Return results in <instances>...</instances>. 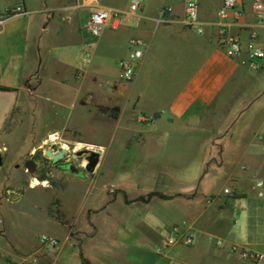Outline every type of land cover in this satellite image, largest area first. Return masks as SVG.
<instances>
[{
    "label": "crops",
    "instance_id": "1",
    "mask_svg": "<svg viewBox=\"0 0 264 264\" xmlns=\"http://www.w3.org/2000/svg\"><path fill=\"white\" fill-rule=\"evenodd\" d=\"M131 1L100 0L120 14L91 39L88 10L74 1L0 0V11L24 9L0 24V86L10 89L0 90V137L19 106L34 145L66 130L69 143L98 154L84 175L26 184L13 201L34 189L40 198L27 214L48 226L17 246L0 238V262L254 264L231 244L264 251V196L252 186L264 178V66L252 69L217 44L221 0H196L203 33L183 23L188 0H142L134 12ZM252 1L243 0L230 31L264 45ZM132 37L145 49L124 80L119 62ZM1 194L0 182L1 200H12ZM174 230L195 239L163 246Z\"/></svg>",
    "mask_w": 264,
    "mask_h": 264
},
{
    "label": "built area",
    "instance_id": "2",
    "mask_svg": "<svg viewBox=\"0 0 264 264\" xmlns=\"http://www.w3.org/2000/svg\"><path fill=\"white\" fill-rule=\"evenodd\" d=\"M88 10V15L83 23V28L91 39H96L103 31L107 23L114 17L119 16L120 11L100 3V0H71ZM142 4V0H132L129 4V10L134 12ZM253 12L256 16L257 23L264 27V0L252 1ZM171 11L170 6H164L162 13ZM24 9L21 5L8 7L4 11H0V24H2L9 16L13 14L23 13ZM244 14L243 0H221V5L217 11V23L215 40L222 47L225 53L230 57H239L244 54V62L252 69L262 68L264 66V45L259 44L255 40V34H251V38L243 43L241 38L230 31L232 23H237ZM183 23L190 26L198 33H203L204 25L198 17V3L196 0H188L185 5V14ZM127 57L120 60V76L124 80H130L135 72V67L144 54V43L142 40L132 37L128 41ZM89 55V51L85 53ZM140 120H145V116H140ZM252 186L255 188L258 196H264V178H256ZM227 191L228 189L225 188ZM40 239L47 244H55L57 239L47 234H41ZM195 239L194 231L180 233L174 230L163 236L161 243L163 246L175 242L191 243ZM230 249L237 253L240 259L251 258L254 264H264V251L252 250L238 244H231ZM36 260V257H32ZM0 264H17L11 259H5Z\"/></svg>",
    "mask_w": 264,
    "mask_h": 264
},
{
    "label": "rangeland",
    "instance_id": "3",
    "mask_svg": "<svg viewBox=\"0 0 264 264\" xmlns=\"http://www.w3.org/2000/svg\"><path fill=\"white\" fill-rule=\"evenodd\" d=\"M20 107H16L12 113L6 118L3 127V138L0 137V153L3 163L0 166V182L2 184L1 197L5 195L12 199L4 201L0 198V218L4 219L7 225V232L0 231V238L10 241L13 245L19 243L20 239L39 237L42 230L47 229V223L33 220L27 212L31 207V202L40 195L34 189H26L18 200L13 201L20 195V191L28 185L34 183L49 184L56 183V176L61 171H68L59 166L51 165L50 157L45 156V148L50 147L53 151H57L59 147H66L67 153L64 159L60 161H73L76 165L84 166L86 163V152L84 146H73L69 143L70 134L68 131L62 133H49L46 140L40 145H34L37 141L36 130L22 129L20 123ZM30 126V123H25ZM26 137H29L28 144ZM32 138V139H31ZM41 157L46 158L45 161ZM32 158L36 163V169L33 173H29L24 166V161ZM44 176V178H41ZM43 179V180H42ZM14 187L9 192V187ZM30 208V209H31ZM33 211V210H32ZM31 211V212H32ZM35 211H39L36 208ZM1 225V223H0ZM31 251V249H29Z\"/></svg>",
    "mask_w": 264,
    "mask_h": 264
},
{
    "label": "water",
    "instance_id": "4",
    "mask_svg": "<svg viewBox=\"0 0 264 264\" xmlns=\"http://www.w3.org/2000/svg\"><path fill=\"white\" fill-rule=\"evenodd\" d=\"M87 155L85 157L86 163L84 166H78L73 161H60L64 159L67 148L59 147L57 151H53L50 147L45 148V156L50 157L52 163L59 162L58 165L65 170L75 174L84 175L85 171H92L98 162V154L94 151H86ZM3 163V158L0 153V166ZM24 166L29 173H33L36 169V163L32 158H28L24 161Z\"/></svg>",
    "mask_w": 264,
    "mask_h": 264
},
{
    "label": "trees",
    "instance_id": "5",
    "mask_svg": "<svg viewBox=\"0 0 264 264\" xmlns=\"http://www.w3.org/2000/svg\"><path fill=\"white\" fill-rule=\"evenodd\" d=\"M0 90H2V91H7V90H10V89L7 88V87H2V86H0ZM41 160H42V161H45L46 159L43 158V157H41ZM41 178H44V176H42ZM153 193H158V194H161V195H165V194H162V193L157 192V191L150 192L148 195H151V194H153ZM142 197H143V196H142ZM82 261H83L84 264L86 263L85 258H82Z\"/></svg>",
    "mask_w": 264,
    "mask_h": 264
},
{
    "label": "flooded vegetation",
    "instance_id": "6",
    "mask_svg": "<svg viewBox=\"0 0 264 264\" xmlns=\"http://www.w3.org/2000/svg\"><path fill=\"white\" fill-rule=\"evenodd\" d=\"M45 159H46V158H45ZM50 162H51V165L59 166L58 163H59L60 161H59V162H56V163H52V161H50ZM59 167H60V166H59Z\"/></svg>",
    "mask_w": 264,
    "mask_h": 264
},
{
    "label": "bare ground",
    "instance_id": "7",
    "mask_svg": "<svg viewBox=\"0 0 264 264\" xmlns=\"http://www.w3.org/2000/svg\"><path fill=\"white\" fill-rule=\"evenodd\" d=\"M62 147V146H61Z\"/></svg>",
    "mask_w": 264,
    "mask_h": 264
}]
</instances>
